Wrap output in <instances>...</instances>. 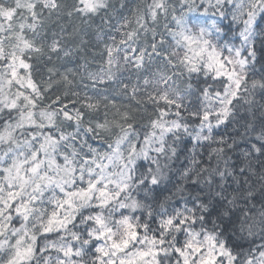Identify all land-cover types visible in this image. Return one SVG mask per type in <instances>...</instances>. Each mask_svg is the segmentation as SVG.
<instances>
[{"label":"snow or ice","instance_id":"1","mask_svg":"<svg viewBox=\"0 0 264 264\" xmlns=\"http://www.w3.org/2000/svg\"><path fill=\"white\" fill-rule=\"evenodd\" d=\"M0 264H264V0H0Z\"/></svg>","mask_w":264,"mask_h":264},{"label":"trees","instance_id":"2","mask_svg":"<svg viewBox=\"0 0 264 264\" xmlns=\"http://www.w3.org/2000/svg\"><path fill=\"white\" fill-rule=\"evenodd\" d=\"M259 67V66H258ZM234 131L232 125H229L227 128H221L217 131V134H232V132ZM177 164H179V162H177Z\"/></svg>","mask_w":264,"mask_h":264}]
</instances>
